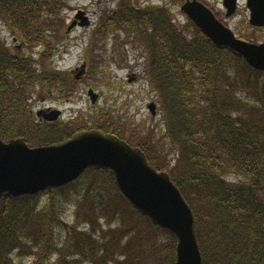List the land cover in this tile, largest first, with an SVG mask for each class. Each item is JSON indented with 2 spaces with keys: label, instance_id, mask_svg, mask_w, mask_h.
<instances>
[{
  "label": "trees",
  "instance_id": "trees-1",
  "mask_svg": "<svg viewBox=\"0 0 264 264\" xmlns=\"http://www.w3.org/2000/svg\"><path fill=\"white\" fill-rule=\"evenodd\" d=\"M134 4L121 0L116 10L101 13L100 28L133 34L147 49L146 71L161 97L165 138L174 151V163L170 167L161 158L157 143L149 137L134 144L124 141L138 148L154 170L164 169L187 201L202 264H264V71L217 49L190 21L188 32L183 30L167 7L138 9ZM63 7V0H0V18L17 31L24 48L39 47L41 54L34 60L0 39V138L4 142L22 139L30 147L50 146L89 130L123 140L108 124L82 123L79 118L46 123L33 117L31 98L49 97L54 91L67 100L72 94L73 81L54 68L48 41L51 34L61 37ZM92 174L109 178L115 195L105 199L98 194L80 195L75 215L85 213L90 220L95 213L98 220L113 221L116 231L108 234L97 227V221L85 219L87 229L79 228L80 218L75 227L62 224L58 204L41 205L44 194L80 191ZM112 181L105 170L87 169L71 184L47 192L0 197V264H16L13 256L21 257L23 250L32 259L28 264H46L51 255L60 264H79L76 257H87L91 264H123L113 256L105 257L113 250L116 256L126 255L128 249L120 246L119 238L128 236L127 244L132 240L142 245L150 241V233L171 239L174 264V238L136 212ZM93 185L94 181L91 190ZM133 215L149 227L143 236L125 228V216Z\"/></svg>",
  "mask_w": 264,
  "mask_h": 264
},
{
  "label": "rangeland",
  "instance_id": "rangeland-1",
  "mask_svg": "<svg viewBox=\"0 0 264 264\" xmlns=\"http://www.w3.org/2000/svg\"><path fill=\"white\" fill-rule=\"evenodd\" d=\"M133 1L134 5L139 7L138 9L167 7L175 24H178L183 30H187V32L190 29L187 25L189 20L182 13L180 9L181 5L177 3L178 0ZM63 2L64 7L59 13V19L62 20L63 25L60 29L61 37L55 39L54 35L51 34L48 41L53 51L52 61L54 68L57 71L65 72L68 75V80L73 81L72 94L67 100H61L58 97V93L54 91L50 93L49 97L39 95L31 98L30 104L34 114L33 117L38 119L36 112L40 110L48 108L58 109L62 112L59 121L63 123L79 118L82 123L89 121V123L108 124V127L114 128L118 136L123 140H129L133 144L149 137L152 139V142L157 143V149L163 155L161 158L165 157V162H169L171 167L174 163L173 158L175 154L170 149L169 141L165 138V119L163 107H161V97L151 87L147 75V49L135 39L133 34L121 30L107 33L100 28L101 13L116 10L121 0H63ZM79 10L86 13L90 22L89 26L84 28L76 27L71 33H67L66 28L74 20L73 17ZM245 21L243 17L236 16L227 21V23L230 31L236 37H250L252 39L251 34L253 32L249 30ZM257 37L260 39V36ZM261 38H264V36ZM0 39L5 42L7 47L12 49L16 47L21 48L19 51L24 50L23 52L31 55L34 60L41 57L38 51L39 47L24 48L21 42H19L20 39L17 31L1 18ZM47 64L50 65L49 61L46 62ZM81 70H83L82 74H80ZM52 88L55 87L53 86ZM88 89L93 90L98 95V100L95 104H91L90 100H88ZM150 103H154L156 106L153 116L147 108ZM226 179L230 181L234 180L227 176ZM93 181L94 185L91 190L89 184ZM110 181L106 176L92 174L87 177L86 185L80 191L75 192L71 189L64 195L61 194V196L56 194L54 196L50 195L54 192L50 193V196L44 194L41 197V205H43V202L49 204L53 201V204H58L57 206L61 208L57 211L58 215L63 212L60 219L62 224L75 227L76 219L80 218L77 220L82 224L79 228L87 229L88 225L84 224L89 219L85 217V213L81 217H76L75 215L76 204L80 201L79 196L88 193L93 195L98 194L101 197L103 196L104 199L107 196H114V190L110 187ZM106 200L111 202L113 198ZM94 215L95 213L91 215L89 221H92L93 224H96L97 221V227L101 226L105 234L115 230V226L112 224L114 223L113 221L112 223L109 222V226L106 221L98 220ZM125 220L128 221L125 228L129 232L133 230L134 234L139 233V235L143 236L145 229L149 228L146 224H140L142 223L141 221L140 223L136 222L134 215L125 216ZM115 225L117 226L118 224ZM61 232L62 234L65 233L64 230H61ZM98 234L96 233L97 236H102V232ZM150 235V241L142 245H136L132 240L129 245L127 244L128 236H123L119 238L121 240L119 244L124 249H128L126 255L116 256L114 255V250H111L112 252H108L105 257L111 259L113 256L112 258L118 259L123 264H173L171 252L173 244L171 239L166 235L158 233H150ZM138 239V243L142 242L141 238ZM127 245L132 247L128 248ZM25 253H27V250L22 251L21 257L14 254L13 260H15L16 264H21L22 262L28 264L32 262V259H28L30 257H27ZM55 257L57 256L51 255L48 257L46 264H60L56 261ZM76 258L79 260V264H91V259L87 257ZM76 258L69 257L68 259L73 260ZM115 263L118 262H114L113 264ZM100 264H108V262L104 261Z\"/></svg>",
  "mask_w": 264,
  "mask_h": 264
},
{
  "label": "water",
  "instance_id": "water-1",
  "mask_svg": "<svg viewBox=\"0 0 264 264\" xmlns=\"http://www.w3.org/2000/svg\"><path fill=\"white\" fill-rule=\"evenodd\" d=\"M182 13L210 43L241 58L256 71H264V43L239 41L201 3L183 0ZM250 23L264 25V0H249ZM67 31L88 27L84 11H77ZM83 73L81 70L80 74ZM88 100H98L88 89ZM153 116L155 104L147 106ZM60 110L36 112L47 122L56 121ZM87 169L109 172L126 202L175 240L174 264H202L191 208L166 172L149 165L145 155L116 136L100 131H82L65 142L30 147L22 139L0 138V197L37 195L77 180Z\"/></svg>",
  "mask_w": 264,
  "mask_h": 264
},
{
  "label": "flooded vegetation",
  "instance_id": "flooded-vegetation-1",
  "mask_svg": "<svg viewBox=\"0 0 264 264\" xmlns=\"http://www.w3.org/2000/svg\"><path fill=\"white\" fill-rule=\"evenodd\" d=\"M193 1V0H190ZM196 2L201 3L203 6H205L208 10L212 12L214 17L226 28L229 29L227 21L233 19L234 17L241 16L243 19H245V23L247 24L249 30H252L251 36L253 37L250 39V37L244 38V37H236L239 39V41H246L255 44H263L264 43V38H261L264 36V25H252L250 23V16H251V10L248 7V1L249 0H194ZM177 3L182 6L184 1L180 0ZM180 6V9H181ZM72 28L71 31H67V33H71L73 31ZM230 31V29H229ZM232 32V31H231ZM233 33V32H232ZM257 36H260V39H258ZM257 39V40H255ZM255 41V42H254Z\"/></svg>",
  "mask_w": 264,
  "mask_h": 264
}]
</instances>
